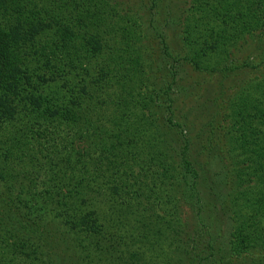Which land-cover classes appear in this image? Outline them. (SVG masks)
<instances>
[{"label": "trees", "instance_id": "trees-1", "mask_svg": "<svg viewBox=\"0 0 264 264\" xmlns=\"http://www.w3.org/2000/svg\"><path fill=\"white\" fill-rule=\"evenodd\" d=\"M177 2L165 23L183 61L226 78L258 67L238 57L264 53V0ZM156 32L130 0H0V200L62 227L75 264H178L183 253L264 264V71L230 100L223 150L199 164L153 74ZM205 178L219 190L218 229L198 225L206 244L191 256L180 197L199 219ZM16 247L0 235V264L6 253L36 262Z\"/></svg>", "mask_w": 264, "mask_h": 264}, {"label": "rangeland", "instance_id": "rangeland-1", "mask_svg": "<svg viewBox=\"0 0 264 264\" xmlns=\"http://www.w3.org/2000/svg\"><path fill=\"white\" fill-rule=\"evenodd\" d=\"M130 1L141 9L144 16L153 18V24L158 32V35L152 34L153 36L151 35V40H149L151 54H153L152 59L156 62L153 67V74H155L156 82L163 94L172 98L173 118L174 122L179 125L178 131L184 130L189 135L191 158L197 160L199 164H205L208 160L207 156L210 154L208 153L209 147H215L218 151L223 150L220 149L223 148V114L226 112L230 100L239 92L244 81L254 78L258 71H264V61H262L264 53L262 55L249 51L241 53L238 57L239 64L250 58L252 63L258 67L239 69L234 72L232 77L226 78L225 75L223 76L218 72L211 74L198 72L189 62L181 59L184 50L177 37L174 24L172 22L165 23L167 15L176 14L179 9L177 0H155L154 5H152L151 0ZM152 6H154L153 9ZM159 34L162 37H159ZM0 71L1 75L4 71L1 65ZM9 79L11 78L9 77L6 81ZM17 81V78L15 81L13 78L8 85L12 93L17 92ZM170 131L174 138H177V130L174 128ZM225 187L227 189L220 190L221 195L229 191L227 179L225 180ZM208 188L209 184L205 178L199 186L202 197V213L199 219L196 215V208L189 205L185 197H180L182 201V223L187 225L180 235L185 241L184 246L182 243L181 246L182 251L187 250L191 256H194L193 253L195 252L202 253L206 244L205 230L201 231L205 235V240L201 238L198 243L193 236L192 232L197 230L196 227L200 224H212L215 230L218 229L216 220L219 214V203L215 201L214 194L219 193V190L214 189L212 191L211 188ZM213 188L216 187L213 186ZM1 234L7 237L9 244L13 243L15 247L19 245V248H16L18 251L22 250V254H28V256L33 254L36 261L32 263L30 259L19 258L16 253L15 256L6 253L3 264H10L11 261H15V264H75L74 255L68 249L69 237L64 234L62 227H57L53 221L45 217L16 212L14 204L7 199L5 201L0 200ZM22 245L24 248L20 249ZM195 247L196 251H193ZM39 252L42 262H37L38 256L36 257V254ZM172 260L178 264H196L195 257L188 258L186 253L181 254L180 259L173 257ZM216 263L241 264V257H231L229 260Z\"/></svg>", "mask_w": 264, "mask_h": 264}]
</instances>
